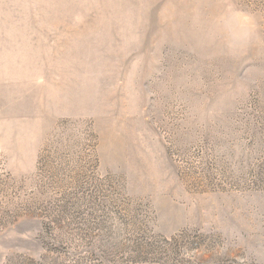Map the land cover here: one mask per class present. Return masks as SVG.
Returning a JSON list of instances; mask_svg holds the SVG:
<instances>
[{
	"label": "rangeland",
	"instance_id": "374dc122",
	"mask_svg": "<svg viewBox=\"0 0 264 264\" xmlns=\"http://www.w3.org/2000/svg\"><path fill=\"white\" fill-rule=\"evenodd\" d=\"M0 264H264V0H0Z\"/></svg>",
	"mask_w": 264,
	"mask_h": 264
}]
</instances>
